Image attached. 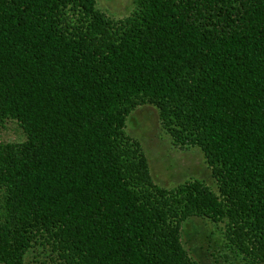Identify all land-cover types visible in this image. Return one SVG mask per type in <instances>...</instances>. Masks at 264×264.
Segmentation results:
<instances>
[{
    "label": "trees",
    "instance_id": "trees-1",
    "mask_svg": "<svg viewBox=\"0 0 264 264\" xmlns=\"http://www.w3.org/2000/svg\"><path fill=\"white\" fill-rule=\"evenodd\" d=\"M157 109L218 193L157 185L125 132ZM0 264H198L192 218L264 264V0H0Z\"/></svg>",
    "mask_w": 264,
    "mask_h": 264
},
{
    "label": "rangeland",
    "instance_id": "rangeland-1",
    "mask_svg": "<svg viewBox=\"0 0 264 264\" xmlns=\"http://www.w3.org/2000/svg\"><path fill=\"white\" fill-rule=\"evenodd\" d=\"M96 6L114 18L127 16L135 0H96ZM125 132L140 141L147 157L153 181L170 189L187 181L198 180L218 193L202 152L197 147H180L172 141L161 126L158 111L150 105L132 111L125 123ZM0 139L15 143L25 135L14 122L0 130ZM181 241L188 254L198 264H255L242 257L224 237V224L213 223L207 218H192L182 228ZM33 254L26 264L33 263Z\"/></svg>",
    "mask_w": 264,
    "mask_h": 264
}]
</instances>
